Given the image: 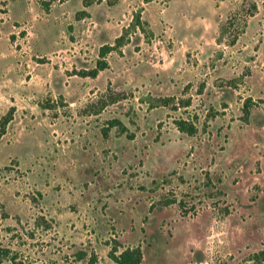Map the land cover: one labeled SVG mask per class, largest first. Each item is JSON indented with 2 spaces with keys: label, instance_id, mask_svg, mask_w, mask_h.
Listing matches in <instances>:
<instances>
[{
  "label": "rangeland",
  "instance_id": "374dc122",
  "mask_svg": "<svg viewBox=\"0 0 264 264\" xmlns=\"http://www.w3.org/2000/svg\"><path fill=\"white\" fill-rule=\"evenodd\" d=\"M82 9L0 0V247L27 264L136 247L140 264H264V0ZM111 119L127 130L104 136Z\"/></svg>",
  "mask_w": 264,
  "mask_h": 264
},
{
  "label": "trees",
  "instance_id": "16d2710c",
  "mask_svg": "<svg viewBox=\"0 0 264 264\" xmlns=\"http://www.w3.org/2000/svg\"><path fill=\"white\" fill-rule=\"evenodd\" d=\"M101 1L102 0H82V4L84 7H88L92 5L93 3H100ZM118 1L119 0H105V2L110 6L115 5L116 3H118ZM146 1H150V0H146ZM88 15H89L88 12L82 9L76 12L75 17L76 19H81ZM135 21H136V25L141 29V31L146 34V31L143 27L144 22L141 21L139 14L136 15ZM124 38H125V34L123 33L120 36L115 38L113 45H109V44L102 45L99 48V59L97 60V66L93 68L90 72H88V74L86 75L95 77L100 70L107 68L108 62L105 59L106 55L109 52L121 47L125 43ZM120 99L122 98H119L118 96H113L111 98V102H114ZM174 101H175L174 98L168 97V96L160 98V102L162 105H165V106L172 105L173 109H176L177 107H179L178 105L181 102H178L176 105H174L172 104ZM184 105H187V104H184ZM245 106H246V112H247L248 111L247 103L245 104ZM12 111H13V108H10L7 111V113L0 118V137L5 133V127L7 123L11 120ZM175 124H176V127L180 131L185 132L189 135L194 134L197 130L196 126L189 120L178 119V120H175ZM111 127H117L121 132H125L127 130L126 126L119 119H111V120H108L107 126L102 128V134L104 136H107V133ZM129 137H132V134H129ZM2 208H3V205L0 203V213H2V217L5 218L6 214L3 212ZM11 253L12 252L9 248L0 247V263L3 260H8L10 261L11 264H27L20 260L17 261L16 256L11 255ZM258 254L264 255V250H261ZM111 257H112V260L115 262V264H140L141 259H142V254H141L140 248L136 247V248H126L120 251L118 254H115V250H114L111 252Z\"/></svg>",
  "mask_w": 264,
  "mask_h": 264
},
{
  "label": "crops",
  "instance_id": "0c3cea01",
  "mask_svg": "<svg viewBox=\"0 0 264 264\" xmlns=\"http://www.w3.org/2000/svg\"><path fill=\"white\" fill-rule=\"evenodd\" d=\"M119 1H120V0H119ZM119 1H118V2H119ZM82 5H83V4H82ZM83 7H84V6H83ZM86 8H87V7H84V10H86ZM86 11L88 12V10H86ZM88 14H89V12H88ZM83 18H84V17H83ZM81 19H82V18H81Z\"/></svg>",
  "mask_w": 264,
  "mask_h": 264
}]
</instances>
